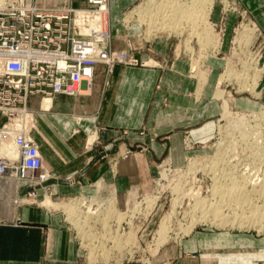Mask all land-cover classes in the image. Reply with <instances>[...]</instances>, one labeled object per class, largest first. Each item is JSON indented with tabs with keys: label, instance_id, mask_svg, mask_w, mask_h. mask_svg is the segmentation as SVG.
<instances>
[{
	"label": "crops",
	"instance_id": "crops-1",
	"mask_svg": "<svg viewBox=\"0 0 264 264\" xmlns=\"http://www.w3.org/2000/svg\"><path fill=\"white\" fill-rule=\"evenodd\" d=\"M139 1L109 0L113 33L117 29L125 31L122 17ZM238 1L264 32V0ZM80 5L86 6L87 0H81ZM214 18L218 19L215 15ZM235 19V15H229L227 28L235 24ZM227 41L226 37L223 52L229 48ZM114 44L123 46L117 40ZM170 45L171 42L161 38L152 43L159 57L170 55ZM148 56L146 52L144 57ZM188 60L179 58L167 69L118 65L109 87L105 85L106 69L98 65L92 92L79 84L85 92L81 96L56 94L42 103L39 97H31L29 109L36 115L38 126L35 139L45 170L53 177L50 183L54 192L61 196L95 195L100 182L121 191L138 184L139 173L154 170L155 161L166 150L163 145L151 143L145 158L143 155L125 158L120 168L115 163L123 155L121 150L133 140H147L153 132L160 138H169L173 165H184L189 155L182 143L184 129L198 121L207 125L212 117L211 102L216 101L212 79L203 88L202 98L194 96L199 80L190 75ZM207 61L212 68L210 75L218 73L215 62L221 64L222 60L210 57ZM42 106L50 109L43 110ZM143 126L149 131L139 137L135 133ZM123 130L129 134L123 135ZM191 136L201 138L202 134ZM262 251L264 247L259 245H246L243 237L236 239L221 232L196 230L181 240L176 254L166 264H258ZM0 264H83V260L59 212L0 200Z\"/></svg>",
	"mask_w": 264,
	"mask_h": 264
},
{
	"label": "built area",
	"instance_id": "built-area-1",
	"mask_svg": "<svg viewBox=\"0 0 264 264\" xmlns=\"http://www.w3.org/2000/svg\"><path fill=\"white\" fill-rule=\"evenodd\" d=\"M153 2L156 0H140L122 17L125 31L117 29L113 33L107 21L109 0H87L84 7L62 11L38 7L34 0H0V117L4 121L0 127V200L15 205L32 204L29 198L35 200L36 185L21 195V181L33 185L37 171L41 172L42 182L50 177L45 170L41 150L31 135L37 129L36 117L29 109L32 96L75 95L77 90L74 86L83 82H89L91 88L95 69L101 63L112 68L116 65H153L164 69L170 61L168 66L172 68L179 58H188L191 64L198 58L199 66L193 68L191 65L190 73L197 74L202 69L209 74L212 72L207 64L210 57L223 59L225 69L228 55L237 52L249 63L258 61L257 66L261 67L262 55L254 50V44L263 34L239 1L214 0L206 21L213 28L214 40L220 43L217 48L207 39L204 41L192 36L193 29L187 22L183 33L167 29L162 26L163 22H159L153 27L152 35L148 36L136 9L140 5L151 7ZM216 4L220 7L217 21L213 15ZM133 11V17L127 18V14ZM230 14L237 18L235 34L228 50L223 52ZM136 24L142 30L133 31ZM246 30L252 33L246 38L248 42L236 41ZM189 35L192 36L189 45L195 47V51L186 46ZM159 38L175 42L172 55L159 57L153 50L152 43ZM262 38L258 45L264 44V36ZM115 40L123 44L122 48H115ZM146 52L148 57H144ZM151 59L156 62L150 63ZM8 139L16 143L18 156L5 154L4 145ZM70 199L59 203H78L83 210L86 201L79 197ZM64 210L63 219L71 222L67 210Z\"/></svg>",
	"mask_w": 264,
	"mask_h": 264
},
{
	"label": "rangeland",
	"instance_id": "rangeland-1",
	"mask_svg": "<svg viewBox=\"0 0 264 264\" xmlns=\"http://www.w3.org/2000/svg\"><path fill=\"white\" fill-rule=\"evenodd\" d=\"M238 1V0H237ZM34 3L38 7L49 8L57 11L66 10L68 8H81L84 7L81 4V0H34ZM240 3V2H239ZM241 4V3H240ZM242 5V4H241ZM243 6V5H242ZM248 12L249 10L243 6ZM220 7L218 4L215 5V9L213 15L219 19L220 16ZM251 18V13L249 12ZM231 15V14H230ZM216 19V21L218 20ZM107 21L110 27V12L107 17ZM237 22V18L235 19V24ZM256 22V21H255ZM257 23V22H256ZM235 24L230 28H226L228 30L227 43L230 45L232 38L234 37V29ZM258 24V23H257ZM258 27H260L258 25ZM134 28V27H133ZM261 29V27H260ZM139 28L133 29V31H138ZM242 30V29H240ZM243 31V30H242ZM262 31V36H264V32ZM262 36H260L259 40H263ZM186 37V35H185ZM225 37V38H226ZM257 41L254 44V50L262 55V59L260 61V66L262 67L264 64V44L258 45L261 41ZM246 42H248L246 40ZM175 42H172L170 45V55L174 50ZM120 47V46H119ZM153 48V47H152ZM261 48V49H260ZM153 50H155L153 48ZM156 51V50H155ZM234 55V56H233ZM232 57L227 60L226 63H229L234 69V61L239 60V56L237 52H234ZM169 56V55H168ZM237 56V57H236ZM159 60V59H158ZM222 63L215 62L217 72L215 75H207V82L209 80L214 81L213 86V98L216 101L211 102L212 106V117L211 121L206 125L202 121H198L193 127H188L184 129V136L182 139L183 147L189 150V155L185 157V163L182 166H174L171 161V151H170V140L169 138H160L156 132H153L151 136L147 140H133L132 144L126 147V149L121 150L122 157L118 156V159L115 163L117 168H120L121 164L125 160V158L135 157L136 155H143L150 151L151 143L158 142L166 149L164 154L159 156L157 161H155L154 170L151 172L150 170L143 173H139L140 182L135 184L133 187L126 189L125 191L119 190L117 187L111 184H105L102 182V186L99 188V183L97 187V193L95 195H84L82 193L78 194H70L61 196L54 192L50 181L53 179L51 173L48 172L50 177L46 182H42L40 178V171L35 172L34 174V182L33 185L26 181H21V195L26 189H29L30 186L36 185L37 194L35 200L29 198L32 201V204H16L15 206L21 205H36L51 213H60L62 216L63 225L72 233L74 240L76 242L77 248L81 253V257L83 260V264H88V254L94 251V249H86L85 251L81 250L80 247H93V244L99 243L101 245L100 249L97 253H100V257L102 259H112L110 261H115L117 264H127V263H142V264H166L168 263L172 257L176 254L177 247L181 240L185 237L189 236L196 230L204 231V232H221L227 234L229 237L234 238H244L246 245H259L260 247H264V230L260 229V226L256 227H248L245 226L243 228H238L236 226L227 225L226 227L217 226L216 224H210L208 222L197 225V227L192 231L189 235H184L181 232V226L186 225L188 223L189 217L185 216L186 211L191 210V205L195 203L194 197H208L210 195V186L212 183V179L202 171V166L205 164L202 162L200 165V170L196 172H187V168L189 166L190 161L193 158H200L202 161L211 159L216 153H223L228 145L226 141L229 139H237L240 140V143H243V138L249 140L250 144L248 145H238V149L236 152L232 150H228V152H233L230 158H234L231 163L237 165V170L233 169L235 176H240L242 172H247V174L254 176V179L263 178L264 173V117L253 118L249 116L247 121H245L244 126L248 128L258 127L256 130L258 133H249L241 136L242 130L238 127H235L237 123H239V117L232 116L228 117L225 121L228 129H225L221 134H218V122L220 119V114L222 111V99L216 96V90L221 89L224 91V96H229V105L231 110L234 112H241L247 115L250 113L260 114V112L264 108V69H255L251 63H249L246 59H241L243 61L242 69L236 70L238 74H235L231 80H224L222 82H218L221 74L227 72V64L224 70V60ZM237 60V62H238ZM191 64L190 60H188ZM171 64V61L167 64V68H170L168 65ZM209 65V61H207ZM100 66L105 67L107 73V80L105 82L106 87H109L112 83V75L114 73L116 65L114 68L110 67L108 64H99ZM192 65V64H191ZM124 66V65H122ZM133 67V66H131ZM193 67V65H192ZM143 68H158L153 65H149ZM164 68V69H165ZM162 69V68H159ZM212 69V68H211ZM257 71L255 73V70ZM191 70V67H190ZM224 70V71H223ZM199 71H203L199 69ZM198 71V72H199ZM191 71H189L190 73ZM195 76L196 79L199 80V75L191 74ZM261 75V76H260ZM260 78L258 79V77ZM255 78L258 79V85L253 89V85L255 82ZM200 81V80H199ZM232 81V82H224ZM240 81L243 84H240ZM91 92L94 87V79L92 82ZM251 83V84H250ZM205 84V85H206ZM226 85L225 86H223ZM82 88L88 90L90 88L89 82L81 83ZM79 85L75 89H78ZM250 90V91H249ZM204 91V90H203ZM211 91V90H209ZM90 92V93H91ZM85 93V92H84ZM83 93V95H84ZM66 95V94H64ZM52 95L51 98H53ZM74 97V95H67ZM195 97H203V92L198 96V90L196 91ZM37 97V96H32ZM41 103L46 97H39ZM199 98V99H200ZM30 100V99H29ZM42 109H50L47 107H43ZM34 113V112H33ZM34 116H36L34 114ZM252 118V119H251ZM2 117H0V127L4 124V121L1 122ZM149 128L147 126H143L141 129L137 131L139 137H144L147 135ZM38 132L37 129H34L31 132L32 137L35 139V133ZM202 134L201 138H192L191 134ZM123 135H128V131L122 132ZM204 136H209L210 139H204ZM194 137V135H193ZM247 137V138H246ZM250 138V139H249ZM36 140V139H35ZM257 141V144L254 142ZM37 142V141H36ZM245 143V142H244ZM38 144V142H37ZM39 146V144H38ZM40 148V147H39ZM231 149V148H230ZM226 152V151H225ZM120 159V160H119ZM133 160V159H132ZM134 161V160H133ZM180 171V172H179ZM183 171H185L183 173ZM145 180L144 182H142ZM227 184V182H226ZM180 186L182 188L180 194L175 193V187ZM179 187V188H180ZM41 190V191H40ZM198 192V193H197ZM264 192V191H263ZM197 193V194H195ZM194 195V197H192ZM147 196H158L156 201L152 203L149 209H147V205H145V200ZM191 196V197H190ZM47 197H50L54 202L64 201L67 202V199L79 197L82 201H86V204L83 205V210H87L84 226L89 224L90 221L96 225L94 227V231L90 232L89 238H85L84 242H92V244L87 245L82 244L83 240L82 236L78 235L79 228H75V226L69 221H65L63 219V211L64 208L58 207H47L44 205V201ZM96 199H94V198ZM175 197H179V204L176 207V211L172 213V203ZM264 195L259 196L254 199V206L261 209L262 217L264 221ZM71 200V199H70ZM94 200L91 205V209H89V203ZM37 201L36 203H33ZM62 201V202H63ZM256 204V205H255ZM139 206L135 208L136 206ZM259 205V206H258ZM261 206H263L261 208ZM234 207V209H233ZM236 208V209H235ZM136 210L133 218H130V214L133 213V210ZM233 209V210H232ZM247 211L251 210V208H246ZM244 208L241 206H232V208H227L223 211L224 214H227L230 217V220L235 219V211L237 213H242ZM95 214V215H94ZM126 217L121 225L118 224V219L120 215ZM168 216H172L169 219L170 229L169 236L171 237L168 242H166L162 247L159 248L157 253H153L154 246L150 247V245L155 244L157 230L159 229L161 223ZM95 217V218H94ZM90 225V224H89ZM92 226V225H90ZM179 233L178 237L177 234ZM174 237H177L174 239ZM168 243V244H167ZM103 246V247H102ZM97 247V246H96ZM231 250V249H230ZM246 251L249 249H245ZM88 253V254H87ZM262 258L258 262V264H264V252L260 253ZM85 260V261H84Z\"/></svg>",
	"mask_w": 264,
	"mask_h": 264
},
{
	"label": "bare ground",
	"instance_id": "bare-ground-1",
	"mask_svg": "<svg viewBox=\"0 0 264 264\" xmlns=\"http://www.w3.org/2000/svg\"><path fill=\"white\" fill-rule=\"evenodd\" d=\"M153 1V0H149ZM154 3V2H153ZM153 6H148L145 8L143 5H140L137 7L136 11L139 15V19L143 21L145 31L148 36L152 35L153 27L155 24L159 22H163L162 26L169 28L170 30H175L180 33L184 32L185 24L186 22L189 23L193 29L192 36H195V38L202 39L205 41V39L209 40L208 43H210L214 48H217L220 43L217 42V40H214L215 34L213 32V28L207 23V18L209 16V13L212 9V6L214 5V0H156V3L151 4ZM110 12V8H109ZM161 14V16L159 15ZM134 15V11L127 14V18H132ZM185 21V22H184ZM139 28V30H142V28L139 25H135ZM146 26V27H145ZM110 28V27H109ZM111 30V29H110ZM250 32V33H249ZM249 33V34H248ZM252 33L250 30H246L243 32V34L239 35L236 41L240 43L246 42V38L250 36ZM191 35L188 36V40L186 43L187 48L189 50L195 51L196 48L189 45L190 38H192ZM244 37V38H243ZM217 38V37H216ZM248 41V40H247ZM116 46V45H115ZM115 48H122L121 46L117 45ZM233 54L228 55L226 60H229L230 57H232ZM234 56V55H233ZM239 60L237 62L234 61V67L235 69L229 64H227V72L220 75L218 82H222L225 79L231 80L233 77H235V74H238L236 70L238 69L243 70L242 65L244 59L241 58V56L238 54ZM236 56V57H237ZM243 59V61H241ZM199 59L197 60L193 59V68H196L199 66L198 63ZM154 59H151L150 63H155ZM257 62L254 63L251 62L253 67L257 70L264 69V67L257 66ZM238 64L239 67L237 66ZM254 69V70H255ZM225 70V69H224ZM255 70V73L257 72ZM200 74V75H199ZM197 75V74H196ZM199 75V86H198V96L200 93L203 92V88L205 87V84L207 82V71H201L198 72ZM261 76V75H260ZM258 77V79L260 78ZM258 79L255 78V82L253 85V89L256 88L258 85ZM233 80V79H232ZM232 82V81H227ZM226 81L224 83H227ZM240 84H243L240 81ZM251 84V83H250ZM77 85V84H76ZM79 85V84H78ZM223 86H226L223 84ZM77 87V86H76ZM77 94L76 96L83 95V91L80 88L76 89ZM91 91V88L88 89ZM250 91V90H249ZM216 96L222 99V111L220 114V119L218 122V134L223 133L226 131L225 129H228V126H226L225 121L228 117L237 116L239 117V123L235 125V127H238L242 130L241 136H244L245 134L249 133H258L256 130H258V127L254 128H248L247 126H244L245 121H247V118L249 116L253 118L258 117H264V108L260 112V114L256 113H250V115H247L245 113L241 112H233L229 105V96H224V91L221 89L216 90ZM252 119V118H251ZM246 136V135H245ZM247 138V137H246ZM250 139V138H249ZM243 143H240V140L237 139H229L226 141L228 143L225 151L223 153H216L211 159L207 160H201L200 158H193L189 166L187 168V172H196L200 170L201 163L205 161V164L202 166V171L206 174V176L210 177L212 179V183L210 186V195L208 197H192L195 198V203L191 205V210L185 212V216L189 217L188 223L186 225L181 226V232L184 233V235H189L194 229L197 227V225L202 223H210V224H216L217 226L226 227L227 225L236 226L238 228H243L245 226L248 227H256L260 226V229L264 230V221L263 215L261 212V209L258 207H255L253 204L254 199L264 195V173L263 178L260 179H254V176H251L247 174V172H242V174L238 177L234 175L233 169L237 170V165L231 163V161L234 158H230L233 152H228V150H232L237 153V149L239 148L238 145H248L250 144L248 138L245 139ZM257 144V141L254 142V144ZM231 148V149H230ZM4 152L5 154L16 157L18 156V151L16 150V143L12 141L11 139H8L5 141L4 145ZM180 172V171H179ZM185 171H183L184 173ZM227 182V184H226ZM99 188L102 186V182L99 183ZM180 186L175 187V193L180 194L182 188ZM198 193V192H197ZM195 193V194H197ZM191 197V196H190ZM158 196H147L145 200V205H147V209L150 208L152 203L156 201ZM96 199V198H94ZM264 200V199H263ZM94 200L91 201V203L87 204L89 205V209H91V205L93 204ZM264 202V201H263ZM179 204V197H175L173 199L172 203V213L176 211V207ZM44 205L47 207H64L67 212L68 216L71 220V222L79 228V234L81 239H83V245L84 239L89 238L91 231H94V227L96 225V222L92 223V221L89 222V224L84 226L85 222V215L88 211L82 210L81 207L78 205V203H59L54 202L50 197H47L44 201ZM239 206L243 207L244 210L242 213H237L235 211V219L230 220V217L227 216V214H224L223 211L227 208H232V206ZM256 205V204H255ZM259 206V205H258ZM139 207L138 205L135 207ZM246 208H251V210L247 211ZM263 206H261L262 208ZM234 209V207H233ZM232 209V210H233ZM236 209V208H235ZM135 209L133 210V213L130 214V218H133ZM95 215V214H94ZM172 216H168L166 219L163 220L161 223L159 229L157 230V238L155 240L154 245H150V247L154 246L155 248L152 250L153 253H157L159 251V248L162 247L166 242L169 241L171 238L169 236V229H170V222L169 219ZM95 218V217H94ZM169 218V219H168ZM126 219L123 214L120 215L118 219V224L121 225L123 221ZM179 233L177 234L178 237ZM177 237H174L176 239ZM86 241V239H85ZM87 245L92 244V242H87ZM168 244V243H167ZM102 245V244H101ZM101 245L99 243L93 244V247H80L81 250L85 251L86 249H94L93 252L88 254V264H117L115 261H110L112 259H102V256L100 257V253H97L99 250L96 249H102L100 248ZM97 246V247H96ZM103 247V246H102ZM85 261V260H84ZM122 264V263H120Z\"/></svg>",
	"mask_w": 264,
	"mask_h": 264
}]
</instances>
